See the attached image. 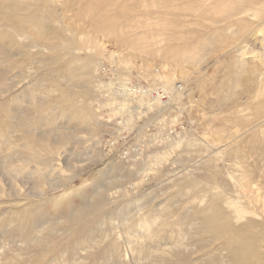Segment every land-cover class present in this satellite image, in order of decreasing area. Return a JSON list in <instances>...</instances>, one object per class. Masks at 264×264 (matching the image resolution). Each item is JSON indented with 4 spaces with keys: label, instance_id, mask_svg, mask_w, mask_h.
Instances as JSON below:
<instances>
[{
    "label": "rangeland",
    "instance_id": "obj_1",
    "mask_svg": "<svg viewBox=\"0 0 264 264\" xmlns=\"http://www.w3.org/2000/svg\"><path fill=\"white\" fill-rule=\"evenodd\" d=\"M169 1L185 10L197 0ZM208 1L220 12L168 14L133 42L94 21L119 0H0V263L43 264L21 240L49 230L57 264H106L109 254L108 264H178L174 239L185 253L201 248L214 196L264 205V26L226 28L221 11L240 0ZM33 15L44 24L12 29ZM61 30L71 45L52 36ZM157 69L179 76L157 81ZM118 79L185 92L164 104L147 96L150 107L128 118L107 101ZM108 142L140 151L122 161ZM93 199L97 209L67 219Z\"/></svg>",
    "mask_w": 264,
    "mask_h": 264
},
{
    "label": "bare ground",
    "instance_id": "obj_2",
    "mask_svg": "<svg viewBox=\"0 0 264 264\" xmlns=\"http://www.w3.org/2000/svg\"><path fill=\"white\" fill-rule=\"evenodd\" d=\"M125 2V0H119L118 4L115 6V15L112 17H109V15H107L108 13L105 11H103L102 14L98 12L94 17V21L100 24L107 23V34L110 36L118 35V37H125V32H133V42L137 38V35L141 34L146 37L147 34L153 31V28L159 27L163 19L165 21L167 20L166 16L168 14H174L177 19L184 14L202 17L213 11L220 12L216 9L214 10L213 8L207 7L206 4L210 3L208 0H197L192 2L193 4H189V7L185 10H180L169 0H156V2L154 1L151 5L143 2V4H136L133 6H126ZM239 2L226 4V6L223 7L221 17H223L225 21L228 20L224 27L232 28L236 25H240L243 21H248V19L252 20V23L255 22L256 24L264 26V0H243L241 3ZM11 7L13 8V6ZM11 7L10 9L12 10ZM175 20L169 19V23L172 24L174 30L179 31L181 26H179L178 20L174 23ZM43 24L44 20L34 15L28 16L27 18L24 17L23 19H16V21L13 19V23L11 22V25L14 26L12 29L15 28L16 30L24 28L27 25L42 26ZM53 27L55 26H51L50 30H53ZM61 31V34L51 32L52 36L54 38L59 37L63 40H67L71 45L73 38L65 37L64 31ZM172 37L173 36L167 34L164 40H171ZM152 51L147 52L145 59H151L158 53V51ZM117 56L118 54H115L114 57ZM166 58L175 60L178 59L179 56L173 53L171 54L170 52ZM177 76H179L178 73L162 75L161 72L157 73L155 77L157 81L166 78L168 82H170L177 79ZM118 83H122L121 85L123 86L126 82L118 79ZM122 86H120V88ZM147 88L149 87L147 86ZM119 89L117 88L116 91L118 90L119 92ZM118 92H116L118 96H113V98L109 96L107 101L112 102L117 110H121L125 114L129 113L130 115L128 118H130V116L137 111L129 110L130 108L127 106V100ZM143 101L147 104V108L150 107V99L146 98L145 100H140L138 103L137 108L139 110L144 104H142ZM245 190L246 189L241 188L242 193L245 192ZM213 202L216 205L212 204L209 206L212 212H210V214H201L203 218L201 223L203 235L201 236L207 237L203 238L202 242H200V249H194L191 250L190 253H185L188 247H183L184 240L180 239L176 241L177 239H174V241L177 242L174 248L178 250L177 254L180 259L178 260V264H264V205L261 207H256L255 205L245 207L244 204H241L242 202L240 200L228 197V193L214 196ZM98 205H100V201L96 199L92 201L86 200L85 206L72 209L67 219L73 222L80 221L87 216L90 210L97 209ZM33 232L34 230L31 231L27 237H23V240H21L23 247L37 248L39 250L36 262L57 264L60 257L56 256L54 258H49V253L56 247L49 246L51 232L48 230L44 235L37 234L38 237L30 238L32 234H34ZM201 251L204 252L202 254L203 256L199 257V259H187ZM112 255L109 254L108 259H112ZM38 259L40 260L38 261ZM108 259L106 264L110 262Z\"/></svg>",
    "mask_w": 264,
    "mask_h": 264
},
{
    "label": "built area",
    "instance_id": "obj_3",
    "mask_svg": "<svg viewBox=\"0 0 264 264\" xmlns=\"http://www.w3.org/2000/svg\"><path fill=\"white\" fill-rule=\"evenodd\" d=\"M102 71L105 72L106 69ZM156 73H159V69L156 70ZM184 92L185 90L183 86L179 83H177L174 86L173 91H170V89L168 88H162V87L150 89L145 86L134 84V83L125 84L119 89V93L121 94V96L125 100L129 101V103L131 104V107L137 109L136 111L139 110L137 107H138V103L140 102V100H142L143 98L147 96L154 97L157 101L164 104V103H167L171 98L173 99L175 97L173 95H177V94L179 95ZM182 129L183 127H180L179 129H177V131H180ZM174 133H175V130H170L168 132V134H174ZM106 147L108 151L111 150L110 153H113V151L115 150L116 155L122 161H130V159L136 156L138 152L140 151V147L138 146L118 147L116 146L115 142H108V145L106 144Z\"/></svg>",
    "mask_w": 264,
    "mask_h": 264
}]
</instances>
